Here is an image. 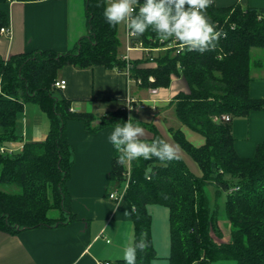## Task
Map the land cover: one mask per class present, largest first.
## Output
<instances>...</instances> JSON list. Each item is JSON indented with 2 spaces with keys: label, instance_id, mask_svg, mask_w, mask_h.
<instances>
[{
  "label": "trees",
  "instance_id": "16d2710c",
  "mask_svg": "<svg viewBox=\"0 0 264 264\" xmlns=\"http://www.w3.org/2000/svg\"><path fill=\"white\" fill-rule=\"evenodd\" d=\"M84 1L86 32L67 51L33 50L7 59L0 56V146L19 139L16 123L26 103H38L49 122L44 140L25 142L11 154L0 151V229L16 234L75 218L67 189L72 147L66 138V122L82 121L85 130L93 132L127 121L128 116L121 107L92 126L95 116L71 111L73 99L56 88L54 81L66 65H102L119 72L128 69V77L140 79L144 88L169 87L172 75L182 76L189 91H179L170 104L178 121L203 137L196 146L181 128H169L174 141L197 163L198 176L179 154V159L171 161L153 157L130 162L123 196L134 230L132 244L145 245L137 250L136 264H149L155 258L147 204L169 209V264H264V140L252 156H240L231 126L233 118L264 108V99L250 93L252 70L264 64V7L237 2L217 6L213 0L207 15L223 33L215 47L204 52L176 51L173 45L162 48L175 41H161L148 30L131 39L132 44L141 42L147 52L141 59L126 60L120 50L118 25L110 26L103 17L105 0ZM8 3L0 0V28L8 26ZM144 62L155 64L139 66ZM222 115L228 119H221ZM151 130L152 137L143 139L167 141L153 126ZM118 157L114 149L110 181L121 185L126 178V160L121 162ZM222 197L223 215L230 225L228 241L214 239L223 237L218 218ZM54 210L57 214L51 215ZM109 264L126 262L120 258Z\"/></svg>",
  "mask_w": 264,
  "mask_h": 264
},
{
  "label": "crops",
  "instance_id": "0c3cea01",
  "mask_svg": "<svg viewBox=\"0 0 264 264\" xmlns=\"http://www.w3.org/2000/svg\"><path fill=\"white\" fill-rule=\"evenodd\" d=\"M217 2V6L237 2L243 6L264 7V0ZM6 11L9 33L0 34V56L4 59L33 50L65 52L86 32L84 0H15L8 3ZM121 27L118 25L121 53L130 60L141 59L146 51L139 48L127 51L126 29L123 27L122 30ZM154 64L144 62L139 66ZM255 69L259 71L254 76ZM252 76L251 96L264 99V64L255 67ZM57 79L66 82L62 92L67 98L73 99L71 111L89 112L95 116L92 126H96L108 112L121 108L127 95L136 99L148 97L147 88L130 79L125 72L105 69L102 65L88 68L66 65L59 70ZM159 89L156 110L161 112L163 121H167L171 118L168 113L170 101L179 91L188 92L189 88L182 76L172 75L169 87ZM35 112V108L25 104L24 112L17 122L22 119L25 124L27 120L34 127L30 135L26 134V141L11 148L21 150L25 142L44 140L45 127L39 128L34 123ZM138 121L134 122H138L141 127L152 125L160 131L154 124V118L148 116ZM231 126L236 152L240 156H252L256 145L264 140V108L244 117L233 118ZM113 127L108 125L88 132L82 121L66 122V138L72 147L67 189L71 198L70 210L75 218L55 227L26 229L16 234L0 229V264H102L122 258L125 247L133 243L134 230L124 196L118 199L107 196L120 186L110 181L114 148L107 136ZM16 131H19V126ZM143 138L145 142L151 143ZM146 208L151 217L150 235L155 252V258L149 264H169V209L159 204H147Z\"/></svg>",
  "mask_w": 264,
  "mask_h": 264
},
{
  "label": "clouds",
  "instance_id": "9594fccd",
  "mask_svg": "<svg viewBox=\"0 0 264 264\" xmlns=\"http://www.w3.org/2000/svg\"><path fill=\"white\" fill-rule=\"evenodd\" d=\"M213 0H107L103 17L110 26L123 24L127 36L139 38L146 31L155 32L161 41L173 40L180 50L204 52L215 47L223 35L207 15ZM132 107V104L128 106ZM132 117L116 123L107 136L119 153V160L139 158L160 161L179 159L177 148L159 137L151 143L141 139L144 129ZM145 247L136 242L125 247L122 258L136 264L137 250Z\"/></svg>",
  "mask_w": 264,
  "mask_h": 264
},
{
  "label": "rangeland",
  "instance_id": "374dc122",
  "mask_svg": "<svg viewBox=\"0 0 264 264\" xmlns=\"http://www.w3.org/2000/svg\"><path fill=\"white\" fill-rule=\"evenodd\" d=\"M107 3V0H105V4ZM122 25V30H123V27L124 25L123 24H120ZM121 40V39H120ZM120 50H122V42H121V48ZM255 72L253 73V75L255 76L256 73L259 71L257 69L254 70ZM261 71V70H260ZM160 88V87H159ZM57 94V92L55 93ZM146 97V96H144ZM158 96H156L157 98ZM158 102H159V98H158ZM158 102H157V105H158ZM33 106V107H31ZM28 107L29 108H35L36 112L34 114V123L39 127L41 128L43 126V129L45 127V132L43 130L44 133L47 134L48 132V128H49V122H48V117L46 115V113L43 112V110L41 109L40 105L38 103H33V102H29L28 103ZM151 113H154V115H150ZM168 113L170 114L171 118H169L167 121H163V118H162V114L161 112H158L157 110H151L150 108H145L143 109L139 114H134L133 112H131V114L129 115V117H132L134 120L138 121L139 118H154L155 121H154V124L156 125V127L163 133L164 137L166 138V140L172 144L174 147L177 148V154H179L183 160L185 161L188 169L194 173L195 175H200L201 174V171L197 165V163L192 159V157L186 153L175 141L174 139L172 138L170 132H169V128L168 126H174L175 123L176 125L174 126V128H181L183 130V132L185 133L187 139L189 141H191V143H193L194 145L198 146L200 145L202 142H203V137L200 133L196 132V131H193L189 128H187L186 126L182 125L176 118L175 116V113H174V107L172 104H170V107L168 108ZM168 114V116H169ZM139 122V121H138ZM137 122V123H138ZM16 129L17 127L19 126V131H17L20 139L18 140H14V141H11L9 142V147H18V145L22 144L24 141H26L27 136L26 134L30 135L31 131L33 130V127L34 125L31 123H29L27 120H25V124L23 123L22 119L19 121V123L17 122L16 123ZM149 126V125H148ZM152 125H150L149 127H145L143 126V129H144V135L142 137H149L148 135H151L152 137V132H151V128ZM25 133H24V132ZM45 134V136H46ZM45 136L43 139H45ZM25 139V140H24ZM208 191L210 192H213V188L211 187H208ZM212 195V194H211ZM213 196V195H212ZM211 196V197H212ZM213 202V200L211 201ZM224 199L223 197L220 199V206H219V214H218V218H219V227L221 229V232H222V235L223 237L221 239H219L217 236L214 237V239L216 241H228L230 240V225L229 223L227 222V220L225 219L224 215H223V212H224ZM57 214V211H52L51 212V215H56Z\"/></svg>",
  "mask_w": 264,
  "mask_h": 264
},
{
  "label": "built area",
  "instance_id": "2783aa9c",
  "mask_svg": "<svg viewBox=\"0 0 264 264\" xmlns=\"http://www.w3.org/2000/svg\"><path fill=\"white\" fill-rule=\"evenodd\" d=\"M12 1H15V0H9V2H12ZM233 26V25H232ZM9 33V28L8 26H4V27H1L0 28V34H8ZM126 36H127V32H126ZM127 43H126V50H132V49H141L142 51H146L148 50V48L144 47L141 42L139 43H136V44H132L131 43V39L127 36ZM174 46L176 47V51H179L180 49L178 48V45L175 44L174 42L173 43H170L162 48H167L168 46ZM123 58L128 60L129 58L127 57L126 54L123 55ZM125 74L128 76L129 73H128V69H126V71H124ZM138 84L141 83L140 79H134ZM149 80L152 81L153 80V77L150 76L149 77ZM65 85H66V82L64 79H56L54 81V86L56 88H59L61 90H63L65 88ZM159 87H148L147 88V92H148V97L146 98H143V99H136L132 96H129L127 95L124 99H123V102H122V109L126 112L128 118H129V115L131 114V112H138L140 110H143L145 108H150L151 110H156L157 109V102H158V97L156 98V96L159 94ZM132 104V107L129 108L128 106H130ZM71 110H73L71 108ZM217 119V117H215ZM221 119L223 120H227L228 119V116L227 115H222L221 116ZM0 151L2 153H8V154H11L13 153L14 151H16L15 149L13 148H9L8 146H5V145H2L0 146ZM125 180L121 183L120 185V188L119 189H115L113 191L110 192L109 194V198L111 199H118L120 197L123 196L126 188L128 187V184H129V177H130V172H131V165H130V162L128 161H125ZM102 264H109V262H103Z\"/></svg>",
  "mask_w": 264,
  "mask_h": 264
}]
</instances>
